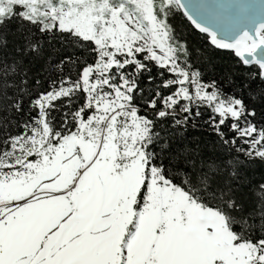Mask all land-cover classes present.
<instances>
[{"label":"snow or ice","instance_id":"1","mask_svg":"<svg viewBox=\"0 0 264 264\" xmlns=\"http://www.w3.org/2000/svg\"><path fill=\"white\" fill-rule=\"evenodd\" d=\"M0 264H264V0H0Z\"/></svg>","mask_w":264,"mask_h":264},{"label":"trees","instance_id":"2","mask_svg":"<svg viewBox=\"0 0 264 264\" xmlns=\"http://www.w3.org/2000/svg\"><path fill=\"white\" fill-rule=\"evenodd\" d=\"M217 55L219 57H222L224 59H228L230 57V53H227V52H221V53H217Z\"/></svg>","mask_w":264,"mask_h":264}]
</instances>
